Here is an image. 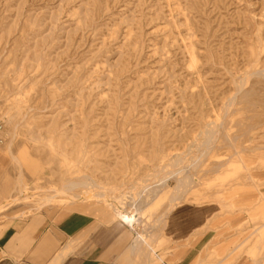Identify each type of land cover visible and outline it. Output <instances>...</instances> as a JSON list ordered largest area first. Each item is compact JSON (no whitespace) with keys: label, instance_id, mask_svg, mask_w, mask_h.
Returning <instances> with one entry per match:
<instances>
[{"label":"rangeland","instance_id":"374dc122","mask_svg":"<svg viewBox=\"0 0 264 264\" xmlns=\"http://www.w3.org/2000/svg\"><path fill=\"white\" fill-rule=\"evenodd\" d=\"M0 188V220L126 214L164 260L187 216L198 264H264V0H0Z\"/></svg>","mask_w":264,"mask_h":264},{"label":"crops","instance_id":"0c3cea01","mask_svg":"<svg viewBox=\"0 0 264 264\" xmlns=\"http://www.w3.org/2000/svg\"><path fill=\"white\" fill-rule=\"evenodd\" d=\"M6 197L0 188V210ZM6 218L0 220V264H198L206 242L203 234H192L203 221L187 216L166 223L164 260L131 226L98 208L76 205Z\"/></svg>","mask_w":264,"mask_h":264},{"label":"bare ground","instance_id":"6f19581e","mask_svg":"<svg viewBox=\"0 0 264 264\" xmlns=\"http://www.w3.org/2000/svg\"><path fill=\"white\" fill-rule=\"evenodd\" d=\"M80 185H82V183H80V182H77V183L69 182V183L66 184V188L68 187V188L72 189V188H74V187H78V186H80ZM185 185H186V184H185ZM253 200H255V199H253ZM253 200H251V201H253ZM119 216H120V218H121L123 221L129 223L130 226L133 225V220L130 219L129 216H127L126 214L123 215V216H121V215H119Z\"/></svg>","mask_w":264,"mask_h":264}]
</instances>
